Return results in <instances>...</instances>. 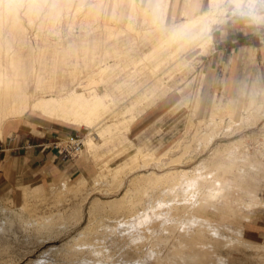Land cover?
I'll list each match as a JSON object with an SVG mask.
<instances>
[{"label": "bare ground", "instance_id": "1", "mask_svg": "<svg viewBox=\"0 0 264 264\" xmlns=\"http://www.w3.org/2000/svg\"><path fill=\"white\" fill-rule=\"evenodd\" d=\"M111 1L115 6L116 0ZM222 1L225 0H208L206 10L196 16L190 15L188 10L183 11V18L175 22L172 20L173 15L169 16L167 13L169 0H153L151 5L148 4V0H129L131 4L129 14L121 12L117 19L120 21L126 16L127 31L143 37L145 45L149 46L142 50V53L133 54L128 60L115 59L113 64L101 65L98 70H90L88 72L90 79L85 85L68 88L63 81L54 82L52 80L45 87L36 85L35 90L29 91L25 85L22 87L18 85L15 80H12L13 78L8 81L4 79L5 81L0 83V137L1 125H3L1 124L2 117L5 119L19 117L28 110L86 129L98 124L102 120L103 112L108 110L112 98L108 92V85L102 86L98 82L109 83L112 80L108 81L104 79L105 77L121 76L122 74H124L123 77L131 78L141 69L138 67L139 64H144V68L148 70L145 84L139 88L138 85H129L128 79H125L122 83L126 85L115 86L119 94L125 90H130L132 93L128 97L132 101L121 114H131V111L140 104L141 96H144L145 92V96H163L166 89L155 67L161 65L164 60L170 59L174 51L192 48H196L200 52L206 51L212 42L211 26L215 22L212 12L219 2L223 3ZM53 2L55 3V1ZM138 2H141L139 7L137 6ZM231 2L236 7H240L242 5L240 2L243 1L231 0ZM102 3L100 2V5L103 6ZM105 4L106 8L108 5ZM100 5L99 7H101ZM3 9L5 12V8ZM8 9L14 10H11L12 7ZM239 10L241 9L239 8ZM222 12L220 11V13ZM8 13L6 17H4L5 15L3 17L8 18L7 16L10 14ZM136 13L141 15V29L134 26ZM17 14L16 11L13 13L10 26L20 29L21 34L18 30V34H16L18 37L20 35L23 44L25 32L22 31V23ZM0 16L2 17V15ZM6 23L4 26H7ZM167 24L170 26L167 27ZM10 26L9 28H11ZM104 26L114 28V24L109 22L104 23ZM113 35L115 38L116 35ZM18 37L16 38L18 39ZM81 43L83 44V42ZM36 52L38 53V51ZM37 61L39 60L37 59ZM92 61L94 60L92 59ZM75 80L73 76V81ZM95 83L97 84L90 85ZM55 91H57L56 94ZM39 92L43 94L37 95ZM262 98H264V93H262L261 101ZM144 99L145 97L142 100ZM254 99V96L251 95L248 104L252 105ZM254 118L255 115H248L242 123L254 121ZM125 123H127L126 119L124 121L116 118L102 127L99 134L103 136L109 133L110 135L118 128L125 126ZM198 135L196 131L193 138L202 136L200 134L198 137ZM261 135L264 136V133ZM205 138H207L206 135ZM255 138L253 137V139ZM244 142L245 137L240 136L214 148L207 157L200 159V162L190 170L176 168L161 174L154 172L144 177H134L127 182L121 196L105 200L97 196H93L89 200V196L94 191L109 193L119 190L124 181L121 174L135 163L137 155L131 156L117 167L111 168L105 165L97 170L94 176L97 182L93 188H90L86 179L78 178L76 183L71 184L72 187H68L66 183L62 182L51 187V193L48 196H42L40 192L43 187L35 184L26 189L25 203L16 205V208L0 207V218L4 223L18 222L29 228L32 227L38 232L41 230L53 232L56 228L67 229V227L75 226L85 217V224L78 229L77 233L56 246L58 254L68 264H114L117 260L122 262V260L135 259H141L139 264H253L248 261L230 260L226 254L220 252L222 248L239 247L240 245L235 243V239L224 238L225 232L241 231L239 228H230L227 221L243 218L244 211L255 210L252 208L260 204L264 205V197L259 196V192L264 191V149L257 148L255 151L253 150L254 152L249 153ZM94 144L92 138L87 140L86 145L89 149L93 148ZM145 157L146 160L152 158V153L147 152ZM90 184L93 185V183ZM37 194L40 195V202L44 204V208H40V210L33 206L32 201ZM86 203L87 206L84 208ZM208 213L218 215V218L209 217ZM156 219L163 221L156 222V224L151 222ZM135 239H140L141 244ZM258 244L255 246L257 249L259 248ZM261 247L264 250V245ZM60 261L62 260L60 259ZM255 264H264V257H257Z\"/></svg>", "mask_w": 264, "mask_h": 264}, {"label": "rangeland", "instance_id": "2", "mask_svg": "<svg viewBox=\"0 0 264 264\" xmlns=\"http://www.w3.org/2000/svg\"><path fill=\"white\" fill-rule=\"evenodd\" d=\"M11 1L0 0V15H2V17L0 16V24H2L0 25V83L1 81L4 82L5 80L8 81V79L13 78L12 80H15L18 85L21 87L25 85L29 91L35 90L36 85L45 87L52 80L54 82L63 81L68 88L85 85L90 79V74H88L90 70H98L101 65L113 64L115 59L128 60L133 54H140L142 50L149 46L147 44L145 45V40L142 39L143 37L135 35L134 32L127 31L125 27L127 20L126 16L120 21L117 19L118 14L121 12L125 14L130 12L129 7L131 4L129 0H116L115 6L114 2L111 0H53L55 3L52 0ZM98 2L99 4H97ZM100 2H103L102 4L104 7L100 5ZM104 2L108 5L106 7L107 9L105 8L106 4ZM222 2L223 3L219 2L220 4L218 3V6L212 12L215 16V22L212 24V35L214 38L213 43L209 45L206 51L200 52V50L196 48L174 51L170 59H167V61L164 60L162 62L163 64L161 63V65L155 67L166 89L163 96H145V92L143 93L144 96L140 95L142 99L144 97L145 99H141V105L139 104L137 106L138 109L132 110L131 114H121L132 101V99L128 98L132 93L130 90H125L123 93L119 94L115 86L126 85L122 83V81L128 79L127 83L129 85H138L140 88L145 84V77L148 74V70L144 68V64H139L138 67L141 69L131 78L129 76L123 77L124 74H122L121 76L105 77L104 79L108 81L112 80L109 83L102 81L101 83L100 81L98 82L99 85L102 86L108 85V92L112 96L108 110L103 112L101 116L102 120L98 124L87 129L85 127L75 126L76 130L74 132V135H78L83 143L82 153L77 160L86 162L88 172L82 174L77 171H72L71 173H66L65 176L52 180L50 183L43 182V185L39 184L43 187L40 195L48 196L53 186L62 182L66 183L68 187H72L78 178L86 179L90 188H93L96 185L95 182H97L94 177L97 170H100L105 165L111 168L117 167L133 155H137L135 163L131 164L130 167L125 169L121 174L122 178L124 177L122 187L115 192L109 193L94 191L90 194L89 200L93 196L100 197L104 200L115 196H121L127 182L134 177H144L154 172L156 174H161L167 170L176 168H188V170H190L194 165L200 162V159L207 157L211 153V150L240 136L245 137L244 143L249 153L254 152L257 148L264 149V136L261 135L264 133V103H262L264 98H262L261 101L262 93H264V84L256 83L258 84V90L253 95L255 99L252 105L248 104L251 88L247 92H241L240 94L243 96V100L235 101L233 107H231L228 101H226L231 97L214 90L211 76L206 72L210 69L209 64L206 62V58L211 55V52L217 47L219 42H230L233 36L231 33L233 22L227 21L226 23V15L248 18L256 24L264 23V16H261V14L255 11L246 13L242 5L240 6L242 2L239 4L240 7L233 5L231 0ZM151 3L152 2H148L149 5H151ZM55 4L57 5L56 7ZM137 4L139 7L141 2ZM99 5L101 7H99ZM183 6L184 3L173 2L171 0L167 13L169 16L173 15V21L177 22L183 18ZM10 7H12L11 10L15 7L19 8H17L18 10H14L16 13L18 12L17 15L22 23V31L25 32V35L23 34V36H25L23 44L20 35L19 37L17 35L18 31L19 34H21L20 29H14V27L10 26L13 13L15 12L14 10L10 11L8 9ZM3 8H5V12ZM239 8L241 10H239ZM204 9L205 4L202 10ZM220 11L223 12L220 13ZM7 13L9 14L7 16L8 18H4ZM111 13L112 15H110ZM3 15L5 16L3 17ZM140 16L141 15L137 14L135 18L136 21H134V26L138 29L142 27L140 24ZM4 21L5 23L7 22V26H4ZM106 22L114 24V28H107L104 26ZM226 25L231 26L229 28L230 30H225L221 33L219 29H216ZM1 26L5 28H1ZM9 26L11 28H9ZM166 26L169 27L170 24ZM7 28L8 30H6ZM9 29H13L12 31L14 33ZM111 33L112 35L110 36ZM113 34L116 35L115 38ZM221 35H223L222 41H220ZM16 37H18V39ZM16 40L18 41L16 42ZM81 42H83V44ZM112 50L114 51L112 52ZM36 51H38V53ZM183 53H185L184 56ZM91 54H94L95 57ZM37 59L39 61L36 62ZM92 59L94 61H92ZM246 59L247 67L244 69V72H248L250 66L257 65L258 69L254 76L251 75V79L255 81L256 79L264 77V70L259 67L262 66L264 62L260 65L256 64V61L251 60L249 57H246ZM61 74L64 75L62 76ZM73 76L74 80L76 76L75 81H73ZM53 77L54 79H52ZM138 78L139 80H137ZM27 80L28 83H26ZM118 80L119 82H117ZM96 84L97 83L90 85ZM54 93L56 94L57 91ZM38 94L43 93L39 92L37 95ZM167 95L168 98L165 107H169V109L148 129L136 133L132 129L131 123L146 112L148 108ZM27 113L40 115L31 110H28ZM248 115H255L256 119L254 118V121L256 122L254 123V121H251L242 123ZM123 117L127 118L123 119ZM116 118H120L124 121L126 119L127 123H125V126L110 133V135L109 133L103 136L99 134L102 127H105L107 123H110ZM4 120L5 117H2V122ZM196 131L202 136L199 137L198 135L199 138H193V134ZM205 135L207 138H205ZM253 137L256 138L253 139ZM89 138H92L95 143L91 149L86 145ZM149 150H154V152ZM147 152L152 153V158L146 160L145 154ZM89 182L93 183V185ZM19 189L20 187L12 196H0V207L16 208L15 203L19 198ZM40 195L37 194L32 199L34 203L33 206L37 207L39 210L40 208H44V204L40 202ZM259 196L264 197V191H260ZM86 206L87 203L84 205V208H86ZM252 209L255 210L250 209L244 211L243 218L240 217L227 221L229 226H231L230 228L241 229L240 232H225L224 238L235 239V243L240 244L239 247L230 246L231 248L225 247L220 250V252L226 254L230 260L248 261L249 263L255 264L257 257H264L262 256L264 255V250H262L261 247V245H264L262 244L264 243L262 242L264 241V235L256 237L252 240L253 242L245 236L244 231L248 222L253 223V225L256 224L257 227L264 228V205L260 204ZM207 215L212 218H218V215H213L211 213ZM156 220H151V222L153 221L156 224V222L161 223L163 221ZM83 224H85V217L79 224L67 227V229L56 228L53 232H48L46 230L38 232L32 227L29 228L18 222H14L13 224L4 223L0 218V264L67 263L58 254L56 246L76 234ZM135 240H138L136 241L138 243L140 242V239ZM256 244L259 245L258 249L255 247L257 246ZM59 258L62 261H60ZM135 260H122V262H120L121 260H117L116 262L118 264H131L132 262L133 264H139L141 259H137V262ZM116 262H114V264H117Z\"/></svg>", "mask_w": 264, "mask_h": 264}, {"label": "crops", "instance_id": "3", "mask_svg": "<svg viewBox=\"0 0 264 264\" xmlns=\"http://www.w3.org/2000/svg\"><path fill=\"white\" fill-rule=\"evenodd\" d=\"M148 1L152 2L153 0ZM172 1L184 3L182 11L188 10L194 16L206 10L208 2V0ZM169 4H171V0H169ZM204 4L205 9L202 10ZM225 21L226 23L227 21L233 22L232 27L226 25L216 29H219L222 33L225 30H230L231 27L233 36L230 42H219L211 55L206 58V62L210 67L206 72L211 76L214 90L231 97L226 101L233 107L235 101L243 100L241 92H247L252 88L250 98L258 90V84H264V77L255 81L251 79V75L254 76L258 69L257 65L250 66V70L244 72L247 67L246 57L256 61V64L261 65L264 62V23L256 24L248 18L232 15H226ZM211 38L212 44L214 38L212 26ZM222 39L223 35H221L220 41ZM259 67L264 70V64ZM167 98L168 95L157 101L134 120L131 123L132 129L136 133H140L154 124L169 109V107H165ZM2 124L0 137V196H12L20 187L16 205L25 202L26 189L35 184L50 183L52 180L65 176L66 173L72 171L82 174L88 172L86 162L77 160L78 158L74 160L63 159L52 148V142L56 137L75 134L76 127L74 125L27 112L19 115V117L7 118ZM149 151L154 152V150ZM244 232L249 240H254L256 237L264 235V228L248 222Z\"/></svg>", "mask_w": 264, "mask_h": 264}, {"label": "built area", "instance_id": "4", "mask_svg": "<svg viewBox=\"0 0 264 264\" xmlns=\"http://www.w3.org/2000/svg\"><path fill=\"white\" fill-rule=\"evenodd\" d=\"M242 8L246 13L255 11L264 14V0H243ZM52 148L63 159L74 160L82 153L83 143L78 135L56 137L52 142Z\"/></svg>", "mask_w": 264, "mask_h": 264}]
</instances>
